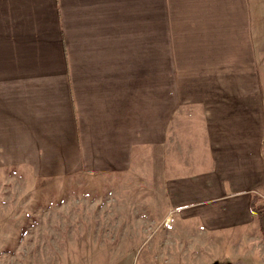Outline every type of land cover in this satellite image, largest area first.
<instances>
[{
  "label": "crops",
  "instance_id": "obj_1",
  "mask_svg": "<svg viewBox=\"0 0 264 264\" xmlns=\"http://www.w3.org/2000/svg\"><path fill=\"white\" fill-rule=\"evenodd\" d=\"M12 169L160 175L174 237L238 225L254 261L264 0H0V172Z\"/></svg>",
  "mask_w": 264,
  "mask_h": 264
},
{
  "label": "rangeland",
  "instance_id": "obj_2",
  "mask_svg": "<svg viewBox=\"0 0 264 264\" xmlns=\"http://www.w3.org/2000/svg\"><path fill=\"white\" fill-rule=\"evenodd\" d=\"M160 164L161 171L164 160ZM146 173L35 180L23 170L0 172V264H259L264 259V241L254 261L245 256L248 245L240 240L238 225L185 241L175 238L163 223L173 217L160 191L164 178Z\"/></svg>",
  "mask_w": 264,
  "mask_h": 264
},
{
  "label": "trees",
  "instance_id": "obj_3",
  "mask_svg": "<svg viewBox=\"0 0 264 264\" xmlns=\"http://www.w3.org/2000/svg\"><path fill=\"white\" fill-rule=\"evenodd\" d=\"M250 209L256 215L260 232L264 240V201L259 195H254L250 202Z\"/></svg>",
  "mask_w": 264,
  "mask_h": 264
},
{
  "label": "built area",
  "instance_id": "obj_4",
  "mask_svg": "<svg viewBox=\"0 0 264 264\" xmlns=\"http://www.w3.org/2000/svg\"><path fill=\"white\" fill-rule=\"evenodd\" d=\"M261 198L263 199V201H264V196H261Z\"/></svg>",
  "mask_w": 264,
  "mask_h": 264
}]
</instances>
